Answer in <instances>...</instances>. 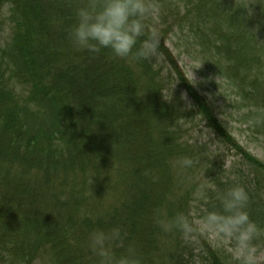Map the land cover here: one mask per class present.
I'll return each instance as SVG.
<instances>
[{"label": "trees", "instance_id": "1", "mask_svg": "<svg viewBox=\"0 0 264 264\" xmlns=\"http://www.w3.org/2000/svg\"><path fill=\"white\" fill-rule=\"evenodd\" d=\"M84 3L0 0V262L101 264L89 234L118 229L107 264H195L200 249L202 264H234L194 222L221 211L215 193H193L204 176L243 186L264 240V162L237 142L228 110L264 132V0H145L159 44L140 62L73 47ZM179 34L180 56L204 65L195 86L168 44ZM202 127L208 141L191 139ZM178 214L186 231L160 226Z\"/></svg>", "mask_w": 264, "mask_h": 264}, {"label": "clouds", "instance_id": "2", "mask_svg": "<svg viewBox=\"0 0 264 264\" xmlns=\"http://www.w3.org/2000/svg\"><path fill=\"white\" fill-rule=\"evenodd\" d=\"M152 11L153 6L146 4L145 0H86V3L74 9V23L68 32V38L77 51L99 54L107 49L114 59L130 62L148 61L156 55L159 44L158 35L154 31L146 34L143 23ZM192 80V85L195 86L197 83L195 71L192 73ZM163 98L171 101L172 95ZM181 99L186 100L187 94L182 93ZM180 163L189 167L193 161L185 158ZM209 191L215 193L221 211L209 212L205 217L206 222L223 224L233 235L238 248L247 247L260 230L249 220L247 212L249 195L246 189L235 183L221 191L217 189L212 179H206L204 176L193 193L194 198L206 201ZM159 223L166 231L170 228L186 231L188 228L187 221L180 214L171 221L161 220ZM119 236L118 229H113L109 233L93 231L89 234V247L101 258V264L108 262L110 255L108 242L119 239Z\"/></svg>", "mask_w": 264, "mask_h": 264}, {"label": "rangeland", "instance_id": "3", "mask_svg": "<svg viewBox=\"0 0 264 264\" xmlns=\"http://www.w3.org/2000/svg\"><path fill=\"white\" fill-rule=\"evenodd\" d=\"M151 1V0H150ZM157 1V0H156ZM158 13L160 10L157 9L155 17L158 18ZM174 41L168 44L175 52V57L179 64L187 74L192 78V73L195 71V79H198V74L200 75V68L197 70V65L202 64V59L194 52L189 55L183 53L186 49V43L184 39L179 35L173 36ZM196 58V60L194 59ZM202 67L204 65L202 64ZM201 67V68H202ZM211 78V77H209ZM202 79V78H201ZM209 82L208 78L205 80ZM222 89V85L218 86ZM230 100H228L229 102ZM232 103V101H231ZM230 106V105H227ZM229 113L234 114L230 119L232 122L231 133L237 140V142L246 148L253 156L264 162V132L261 128H257L251 123H245L242 121L243 116H245V111L237 112L233 107V103L228 107ZM202 130V131H201ZM194 129L191 132L190 138L195 141H208L209 135L205 128ZM259 130V131H258ZM237 163L241 165V160L238 157H230L227 160V164ZM199 212L194 214V222L199 231L202 232L203 236L206 237L208 242H211L214 248H217L219 252H223L225 257H229L234 264H264V240L261 237L255 236L251 239L247 247L238 248L233 235L227 230V228H220L218 224L207 223L205 218H199ZM200 232V233H201ZM258 238V239H257ZM193 240V238L191 239ZM196 256L193 258L196 261L195 264H202L203 259L207 257V253L203 252L201 249L195 251ZM0 264H7L1 263Z\"/></svg>", "mask_w": 264, "mask_h": 264}]
</instances>
